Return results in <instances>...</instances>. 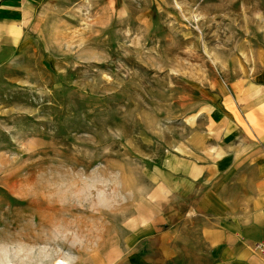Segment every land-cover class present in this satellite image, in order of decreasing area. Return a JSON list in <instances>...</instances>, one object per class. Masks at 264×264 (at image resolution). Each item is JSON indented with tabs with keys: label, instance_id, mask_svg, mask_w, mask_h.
I'll return each mask as SVG.
<instances>
[{
	"label": "rangeland",
	"instance_id": "rangeland-1",
	"mask_svg": "<svg viewBox=\"0 0 264 264\" xmlns=\"http://www.w3.org/2000/svg\"><path fill=\"white\" fill-rule=\"evenodd\" d=\"M23 34L0 61V264L131 260L186 120L264 64V0H37Z\"/></svg>",
	"mask_w": 264,
	"mask_h": 264
},
{
	"label": "crops",
	"instance_id": "crops-1",
	"mask_svg": "<svg viewBox=\"0 0 264 264\" xmlns=\"http://www.w3.org/2000/svg\"><path fill=\"white\" fill-rule=\"evenodd\" d=\"M36 1L0 0V61L19 47ZM186 121L193 131L135 204L125 243L136 256L121 264H264L255 251L264 241V64Z\"/></svg>",
	"mask_w": 264,
	"mask_h": 264
},
{
	"label": "built area",
	"instance_id": "built-area-1",
	"mask_svg": "<svg viewBox=\"0 0 264 264\" xmlns=\"http://www.w3.org/2000/svg\"><path fill=\"white\" fill-rule=\"evenodd\" d=\"M255 251L259 254H264V241L255 244Z\"/></svg>",
	"mask_w": 264,
	"mask_h": 264
}]
</instances>
